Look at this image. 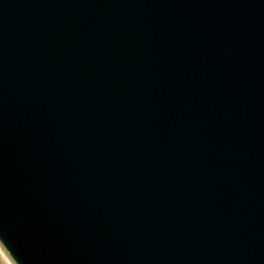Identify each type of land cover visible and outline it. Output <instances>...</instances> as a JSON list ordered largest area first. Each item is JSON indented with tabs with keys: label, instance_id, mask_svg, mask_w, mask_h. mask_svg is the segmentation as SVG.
Instances as JSON below:
<instances>
[{
	"label": "water",
	"instance_id": "95a60500",
	"mask_svg": "<svg viewBox=\"0 0 264 264\" xmlns=\"http://www.w3.org/2000/svg\"><path fill=\"white\" fill-rule=\"evenodd\" d=\"M10 264H264V0H0Z\"/></svg>",
	"mask_w": 264,
	"mask_h": 264
},
{
	"label": "bare ground",
	"instance_id": "6f19581e",
	"mask_svg": "<svg viewBox=\"0 0 264 264\" xmlns=\"http://www.w3.org/2000/svg\"><path fill=\"white\" fill-rule=\"evenodd\" d=\"M0 257L3 259V261L5 262V264H10V261L8 259H6L7 257L3 254V252L0 253Z\"/></svg>",
	"mask_w": 264,
	"mask_h": 264
},
{
	"label": "rangeland",
	"instance_id": "374dc122",
	"mask_svg": "<svg viewBox=\"0 0 264 264\" xmlns=\"http://www.w3.org/2000/svg\"><path fill=\"white\" fill-rule=\"evenodd\" d=\"M1 251V250H0ZM2 252V251H1ZM0 252V253H1ZM0 264H5V262L3 261V259L0 257Z\"/></svg>",
	"mask_w": 264,
	"mask_h": 264
}]
</instances>
